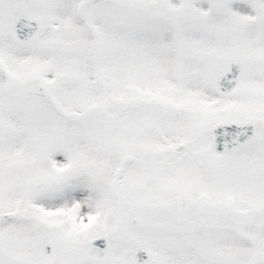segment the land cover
<instances>
[{
  "label": "snow or ice",
  "instance_id": "1",
  "mask_svg": "<svg viewBox=\"0 0 264 264\" xmlns=\"http://www.w3.org/2000/svg\"><path fill=\"white\" fill-rule=\"evenodd\" d=\"M0 264H264V0H0Z\"/></svg>",
  "mask_w": 264,
  "mask_h": 264
}]
</instances>
